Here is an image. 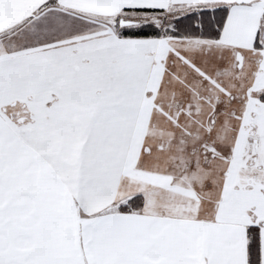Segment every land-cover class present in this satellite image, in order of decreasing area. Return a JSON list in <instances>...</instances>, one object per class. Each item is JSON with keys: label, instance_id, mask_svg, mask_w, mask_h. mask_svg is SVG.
<instances>
[{"label": "snow or ice", "instance_id": "1", "mask_svg": "<svg viewBox=\"0 0 264 264\" xmlns=\"http://www.w3.org/2000/svg\"><path fill=\"white\" fill-rule=\"evenodd\" d=\"M0 264H264V0H0Z\"/></svg>", "mask_w": 264, "mask_h": 264}]
</instances>
